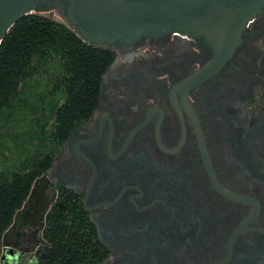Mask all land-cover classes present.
<instances>
[{
  "label": "flooded vegetation",
  "instance_id": "obj_1",
  "mask_svg": "<svg viewBox=\"0 0 264 264\" xmlns=\"http://www.w3.org/2000/svg\"><path fill=\"white\" fill-rule=\"evenodd\" d=\"M82 41L110 57L92 110L31 182L0 264H40L59 199L92 244L84 264H264V5L207 73L211 47L177 29Z\"/></svg>",
  "mask_w": 264,
  "mask_h": 264
},
{
  "label": "trees",
  "instance_id": "obj_2",
  "mask_svg": "<svg viewBox=\"0 0 264 264\" xmlns=\"http://www.w3.org/2000/svg\"><path fill=\"white\" fill-rule=\"evenodd\" d=\"M95 50L64 22L37 13L22 15L0 42V112L33 75L48 74L41 81L45 88L41 111L47 114L36 148L10 177H0V245L33 179L48 168L57 147L92 110L99 76L110 61L105 50ZM74 209L64 199L52 207L47 230L53 236L51 249L42 255L40 264H84L93 258L88 235L80 234V225L73 219L77 217Z\"/></svg>",
  "mask_w": 264,
  "mask_h": 264
},
{
  "label": "water",
  "instance_id": "obj_3",
  "mask_svg": "<svg viewBox=\"0 0 264 264\" xmlns=\"http://www.w3.org/2000/svg\"><path fill=\"white\" fill-rule=\"evenodd\" d=\"M59 1H65L61 21L87 42L133 41L142 34H160L168 29L201 38L213 50L202 73L214 70L232 54L242 31L264 5V0ZM52 2L0 0V42L22 15L46 11Z\"/></svg>",
  "mask_w": 264,
  "mask_h": 264
},
{
  "label": "rangeland",
  "instance_id": "obj_4",
  "mask_svg": "<svg viewBox=\"0 0 264 264\" xmlns=\"http://www.w3.org/2000/svg\"><path fill=\"white\" fill-rule=\"evenodd\" d=\"M35 13L61 21L60 17L48 11ZM52 69L55 67H50L48 73ZM47 78L46 73L33 75L31 80L26 81L18 96L10 101V106L4 107L0 112L1 178L10 177L36 148L37 133L47 114L41 111L44 102L41 98L45 95L42 82ZM3 246H0V255Z\"/></svg>",
  "mask_w": 264,
  "mask_h": 264
}]
</instances>
